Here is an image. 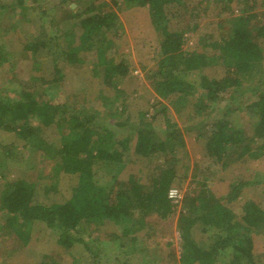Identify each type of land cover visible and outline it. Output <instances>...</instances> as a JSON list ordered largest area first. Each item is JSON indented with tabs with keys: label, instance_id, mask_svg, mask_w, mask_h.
<instances>
[{
	"label": "trees",
	"instance_id": "trees-1",
	"mask_svg": "<svg viewBox=\"0 0 264 264\" xmlns=\"http://www.w3.org/2000/svg\"><path fill=\"white\" fill-rule=\"evenodd\" d=\"M15 1L24 7V0ZM241 1L246 9L233 17L228 29L220 32L219 38L205 47L213 52L185 51L184 32L171 28L170 21L174 15L170 13L177 5H183L184 0L121 1L128 9L141 8L147 12L159 40L161 58L146 71L145 76L158 97L175 99L187 105L185 101L190 100L195 91V84L190 80L193 74L198 76V86L203 91V101L194 103L193 107L199 113L212 104L233 97L235 92L243 91L246 83H252L251 88H259L258 99L248 106L247 114L254 120L252 135H247L242 129H233L229 121L222 119L214 122L215 130L208 135V156L225 166L230 160L264 156V89H260L264 85V76L260 73L264 61V16L256 23L259 18V14L253 11L256 0ZM71 2L78 10L69 4L63 16V22L68 25L65 32L72 34V28L78 25L81 33L75 42L71 41L67 50L56 52V57H61L68 71L63 74V69L58 68L57 71L61 72L55 75L53 82L62 85L68 75L75 88H86L93 98H104L103 93L111 91L112 96L105 98V102L114 109L113 115L109 116L117 127L98 123L99 111L85 109L66 100L56 102L42 92L38 95L25 90L19 98L0 94V129L15 132L22 147L31 155L32 168L27 170L24 178L9 180L0 189V205L7 219L5 227L9 229L21 222H45L59 231L58 242L67 249L84 243L76 235L83 224L94 221L102 225L112 220L121 228L124 226L125 234L130 230L126 223L133 220L139 224L136 227H142L151 212L162 218L168 217L174 210L169 190L177 176L173 148L180 138L175 116L166 106L153 117L154 120L161 117L170 130L164 141L154 140L153 124L144 119L136 127L135 139L124 130L129 118L122 121L121 115L127 112L128 105L119 82L129 73V66L124 60L116 61L106 56L109 46L113 45L108 36L117 34L122 26L115 11L120 2ZM6 7L4 5L3 9ZM39 9L44 14L49 13L41 6ZM73 19L77 20L76 23ZM5 30L6 40L0 46L1 61L11 52H37L50 42L47 35L45 38L24 39L14 25ZM93 51L101 76L94 75L95 71L87 65L85 55ZM42 82L46 83L45 80ZM42 129H50L52 138L42 137ZM132 143L134 159L141 163L148 162L154 154L172 153L166 158L164 167L152 175L148 189L142 187L141 175L131 173L127 180H121L114 171L115 166H119V170L126 166ZM104 170L107 173L104 174ZM61 173L69 177L67 195L61 202H41L40 198L58 192ZM260 177L257 173L256 179L226 182L221 197L214 196L205 182L199 186L190 201L196 215L182 213L179 219L183 240L182 264H218L219 257L227 252L232 254L227 264H257L253 234L264 231V200L251 197L250 187L260 184ZM242 198L244 202L241 205L234 204ZM17 231L23 244H27L29 232L19 228ZM84 245L87 247L86 243Z\"/></svg>",
	"mask_w": 264,
	"mask_h": 264
},
{
	"label": "rangeland",
	"instance_id": "rangeland-1",
	"mask_svg": "<svg viewBox=\"0 0 264 264\" xmlns=\"http://www.w3.org/2000/svg\"><path fill=\"white\" fill-rule=\"evenodd\" d=\"M112 2V0H104ZM115 6L122 23L117 34H111L108 39L113 41L106 54L116 61L124 60L129 66L126 77L120 78L119 86L125 91L127 98V112L121 115V120L129 118L124 127L132 139H135L136 127L140 120L151 121L153 124L154 140L164 141L168 138L169 129L162 118L153 119L156 112L164 106L169 107L175 116L176 126L180 132L177 145L173 148L176 155L177 176L171 188H177L181 194L179 201H173L174 210L166 218L155 212L147 214L146 223L142 227L134 221L126 223L121 228L112 220L100 225L90 222L80 226L76 235L84 243L67 249L59 244V231L45 222L30 221L16 223L9 229L5 227L6 217L0 205V264H182V236L179 219L182 213L196 215L194 206L190 205L193 195L199 186L206 183L207 188L216 197H221L225 191L226 182L241 179H256L260 174L261 183L250 187V195L254 199L264 200V156L261 158H245L238 161L230 160L226 166L216 158L208 156L206 141L215 128L218 120L229 121L233 129H242L247 135L253 134L254 120L248 113V106L258 99L259 88L246 83L243 91H237L233 97L222 102L212 104L203 112L193 110L194 103L202 100L203 91L199 88L198 76L193 74L190 80L195 84V91L190 100L183 105L180 101L158 97L153 86L146 79V71L161 58L160 43L151 25L147 12L141 8H127L121 4ZM8 6L7 4H12ZM71 0H24V7L15 0H0V46L5 43L7 29L15 26L22 34V38H45L50 42L48 46L40 47L37 52L21 50L11 52L3 61L0 60V94L5 97L19 98L23 91H33L38 95L53 98L56 102L68 101L79 107L99 111L98 123L117 127L109 115L114 109L105 102L112 92L103 93L104 98H93L88 90L75 88L73 79L66 76L62 85L55 84L58 68L61 73H67L65 62L56 57V52L67 50L81 33L80 27L75 25L72 34H66L68 27L64 21L65 11H68ZM7 7L3 9V6ZM43 7L49 13L39 9ZM72 8L75 3L70 4ZM253 11L259 14L256 23L264 16V0H256ZM244 8L241 0H184V4L177 5L170 14L174 15L170 25L173 30L184 32L185 51H212L205 48L219 33L228 29L230 20L242 13ZM44 15V18H42ZM69 24L72 25L71 20ZM76 23V19H73ZM19 32V33H20ZM76 39V40H75ZM264 49V42L262 43ZM60 56V55H59ZM57 58V62L56 58ZM87 65L93 69L94 75L101 76L99 65L96 64V53L93 51L85 55ZM260 73L264 76V61L260 66ZM222 73V70L220 71ZM42 80L51 83H43ZM43 83V84H42ZM260 89H264V85ZM158 99V100H157ZM184 102V103H185ZM112 113V114H111ZM100 124V125H101ZM175 126V125H174ZM171 127V129L174 128ZM123 129V128H121ZM57 133V132H56ZM55 133V134H56ZM41 136L50 139L53 132L42 129ZM58 134V133H57ZM58 136H56L57 139ZM176 142V139L173 140ZM134 142V140H133ZM133 146L126 166L115 172L121 180H127L131 173L140 176L142 187L148 189L153 174L167 163L166 158L172 156L167 151L151 156L148 162L136 161L133 156ZM31 155L23 148L15 132L0 129V189L9 180L24 178L31 167ZM43 168V165H42ZM32 169V168H31ZM107 173L106 170L103 171ZM225 182V183H224ZM69 177L61 173L58 179V192L48 197L40 198L41 202L51 204L61 202L69 192ZM244 199H238L235 205H241ZM137 224V225H136ZM29 232L30 241L23 244L17 229ZM254 260L257 264H264V231L255 232ZM232 257L230 252L219 257L218 264H227ZM199 264V263H194Z\"/></svg>",
	"mask_w": 264,
	"mask_h": 264
},
{
	"label": "built area",
	"instance_id": "built-area-1",
	"mask_svg": "<svg viewBox=\"0 0 264 264\" xmlns=\"http://www.w3.org/2000/svg\"><path fill=\"white\" fill-rule=\"evenodd\" d=\"M169 197L173 201H179L181 199V194L177 188H171L169 190Z\"/></svg>",
	"mask_w": 264,
	"mask_h": 264
}]
</instances>
